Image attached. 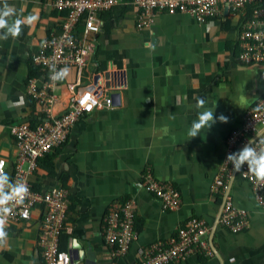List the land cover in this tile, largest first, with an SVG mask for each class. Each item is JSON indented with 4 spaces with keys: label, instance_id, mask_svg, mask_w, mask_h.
Returning a JSON list of instances; mask_svg holds the SVG:
<instances>
[{
    "label": "crops",
    "instance_id": "0c3cea01",
    "mask_svg": "<svg viewBox=\"0 0 264 264\" xmlns=\"http://www.w3.org/2000/svg\"><path fill=\"white\" fill-rule=\"evenodd\" d=\"M131 1L120 0L115 10L100 15V32L87 37V65L81 75L67 68L68 75L53 90L51 115L66 110L74 93L92 90L106 95L109 81L110 95L119 97L111 107L80 119L67 140L29 174L34 190H68L61 247L71 253L72 264H113L103 235L104 218L113 202L130 199L137 208L138 237L120 264H135L140 247L176 235L194 216L209 226L203 237L207 248L190 253L179 264H264V207L251 182L236 172L225 177L234 205L248 210L251 220L250 228L237 233L221 224L226 195L214 191L226 162L229 134L264 96V64H246L241 57L238 35L244 14L223 6L217 18L199 23L185 14L161 12L151 27L139 29ZM3 3L0 0V7ZM7 3L19 18L38 16L34 25H22L18 39L0 40V159L6 160V174L13 182L18 148L11 128L23 122L35 126L45 117L27 95L30 61L43 40L61 33L66 14L57 12L54 0ZM78 30L84 33L83 23ZM35 68V77H41ZM70 85L76 86L74 92ZM197 98L214 110L216 122L190 139L188 130L204 110L197 109ZM221 115L227 123L220 122ZM147 168L181 192L177 209H165L145 189ZM40 224L38 205L29 219L8 222L0 264H43L37 244Z\"/></svg>",
    "mask_w": 264,
    "mask_h": 264
},
{
    "label": "built area",
    "instance_id": "2783aa9c",
    "mask_svg": "<svg viewBox=\"0 0 264 264\" xmlns=\"http://www.w3.org/2000/svg\"><path fill=\"white\" fill-rule=\"evenodd\" d=\"M135 8L137 27H151L158 13L169 15L185 14L199 23H206L221 14L223 6L235 14L243 13L244 19L238 35L242 61L246 64H264V0H132L128 2ZM120 0H54L53 7L57 12L65 13L59 35H51L40 44L39 51L33 56L32 64L37 67L41 77L29 78L27 95L45 114L35 126L23 122L11 128L15 145L18 148L16 172L12 183H24L29 189L23 203L13 202L12 213L8 222L27 220L34 206L41 207V229L38 246L43 264H72L71 253L61 250L59 236L66 228L69 207L68 190L63 187L39 192L32 189L29 174L36 166V161L46 153L64 143L71 128L86 114L96 109L111 107L114 99L111 95L99 94L92 90L74 93L68 108L58 116L51 115L53 90L59 80L52 79L53 71L74 67L82 74L90 53L87 37L100 32V15L118 6ZM84 24L81 34L78 26ZM75 91L76 86L70 85ZM264 96L244 115L241 126L231 131L227 138L226 162L222 172L217 176L214 191L226 195L220 222L228 230L237 233L251 226L249 212L234 205L225 184V177L233 172V166L227 156L238 152L250 141L264 138ZM254 147L259 149L258 144ZM3 172L6 173V160ZM27 164V166H26ZM238 173L251 182L260 205L264 207V185L258 184L244 165ZM143 186L162 202L167 210L177 209L182 203V194L170 182L159 180L151 168L143 174ZM137 208L133 200L115 201L109 207L105 217L103 235L110 246L113 264L129 251L137 239L135 214ZM7 222V223H8ZM209 226L200 217L190 218L176 235L167 240L154 242L138 250L139 260L135 264H179L192 252L206 249L203 237Z\"/></svg>",
    "mask_w": 264,
    "mask_h": 264
},
{
    "label": "clouds",
    "instance_id": "9594fccd",
    "mask_svg": "<svg viewBox=\"0 0 264 264\" xmlns=\"http://www.w3.org/2000/svg\"><path fill=\"white\" fill-rule=\"evenodd\" d=\"M15 17V19H13ZM38 21V16L33 14L19 18L16 9L4 0L3 7H0V40H7L9 37L18 39L22 33V25L32 26ZM69 69L63 68L53 71L52 79L61 80L68 75ZM204 98H197V109H204L198 112L197 119L192 122L188 130V136L195 138L205 130L210 129L216 122L214 110L205 108ZM220 122L227 123L228 118L221 115ZM258 140L250 141L241 150L227 156V161L233 166V172H240L244 165H247L248 172L254 177L258 184L264 185V138L257 135ZM254 144L260 147L257 149ZM4 162L0 161V247L7 241L6 224L8 216L12 213L10 205L23 203L28 195L29 189L24 183H12L9 176L3 172Z\"/></svg>",
    "mask_w": 264,
    "mask_h": 264
},
{
    "label": "trees",
    "instance_id": "16d2710c",
    "mask_svg": "<svg viewBox=\"0 0 264 264\" xmlns=\"http://www.w3.org/2000/svg\"><path fill=\"white\" fill-rule=\"evenodd\" d=\"M113 10H115V8L114 9H112L111 11H113ZM110 11V12H111ZM30 64H31V71H30V76H29V78H32V77H35V75H37V72H36V68L33 66V64H32V61H30ZM31 99V98H30ZM33 101V100H32ZM28 123V122H27ZM30 125V124H29ZM31 126V125H30ZM33 127V126H32ZM55 149V148H54ZM46 155H48V153H46V154H44L42 157H39L38 159H37V161H36V166H35V168H34V170L36 169V167L38 166V162L41 160V159H43ZM33 170V171H34ZM32 171V172H33ZM15 172H16V162H15V165H14V174H15ZM14 176V175H13ZM30 183V182H29ZM31 184V183H30ZM174 186V185H173ZM175 187V186H174ZM176 188V187H175ZM177 189V188H176ZM68 210H69V207H68ZM107 215V214H106ZM106 215H105V217H106ZM136 216H137V213L135 214V218L134 219H136ZM194 217H196V216H194ZM192 218V217H191ZM104 222H105V218H104ZM134 226H135V223H134ZM135 229H136V227H135ZM66 231H67V228H65L64 229V231L60 234V236H59V238H62V236H63V233H66ZM136 231H137V229H136ZM59 247H60V249L61 250H65V249H63L62 247H61V245H60V240H59ZM68 251V250H67Z\"/></svg>",
    "mask_w": 264,
    "mask_h": 264
},
{
    "label": "water",
    "instance_id": "95a60500",
    "mask_svg": "<svg viewBox=\"0 0 264 264\" xmlns=\"http://www.w3.org/2000/svg\"><path fill=\"white\" fill-rule=\"evenodd\" d=\"M109 78H110V77H109V75L107 74V75H106V79L109 80ZM110 83H111V82L109 81V82H107L106 85H105V88H106V90H107L106 95H110V91H109V90H110L109 88L111 87V84H110ZM112 86H113V85H112ZM113 87H114V86H113ZM111 96L113 97V99H115V97L118 96V95L113 94V95H111ZM118 97H119V96H118ZM71 257H72V255H71ZM72 260H73V259H72Z\"/></svg>",
    "mask_w": 264,
    "mask_h": 264
}]
</instances>
